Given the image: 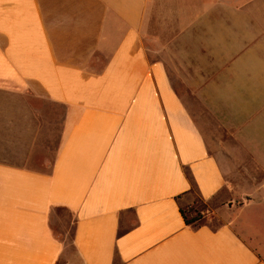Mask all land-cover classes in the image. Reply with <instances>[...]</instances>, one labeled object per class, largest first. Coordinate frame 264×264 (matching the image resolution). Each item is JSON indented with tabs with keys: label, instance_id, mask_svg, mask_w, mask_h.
I'll return each mask as SVG.
<instances>
[{
	"label": "crops",
	"instance_id": "crops-1",
	"mask_svg": "<svg viewBox=\"0 0 264 264\" xmlns=\"http://www.w3.org/2000/svg\"><path fill=\"white\" fill-rule=\"evenodd\" d=\"M253 208L264 0H0V264H264Z\"/></svg>",
	"mask_w": 264,
	"mask_h": 264
},
{
	"label": "rangeland",
	"instance_id": "rangeland-1",
	"mask_svg": "<svg viewBox=\"0 0 264 264\" xmlns=\"http://www.w3.org/2000/svg\"><path fill=\"white\" fill-rule=\"evenodd\" d=\"M257 4V3H256ZM256 4L252 7H249V17L246 21H244L245 24H247L248 26V30H249V36L250 38H255V42L258 43V42H263V39H262V34H260V31L259 29L257 28L258 27V17H257V9H256ZM160 28H161V23H159L155 29L156 31H160ZM150 36V33L146 32L143 36V42L144 44L148 45V48L150 47H154V48H160V44H161V38L159 37V40L156 39L154 42L152 41L151 37ZM158 35H154L153 37H157ZM167 42V40H166ZM149 48V49H150ZM237 50L235 48H233L232 50H228L226 52H216V56L214 58V61L215 62H219L221 59L223 58H226L230 55H232L234 52H236ZM243 53V54H242ZM150 54V57L153 56V53L151 50H148V55ZM166 54L169 55L170 58L172 59H175L176 58V51H166ZM247 55H248V52L246 51H242L240 53V57L239 58H233L234 60H239V59H242V58H247ZM226 69V68H225ZM232 69H235L236 71H238L239 68L237 67H233ZM170 71V76L172 77V82L174 84V87L176 88V90H178L179 92H182V91H186L188 90L187 89V83L186 81H184V79L182 80V76H180V74L176 71V68L171 66L169 68ZM185 74H188V72L186 71ZM238 74H240V72H238ZM230 75L228 73H226L225 71L223 72H220V78H222L223 81L227 80L226 78L229 77ZM187 84V85H186ZM261 177V176H259ZM191 202L197 197L195 193H191ZM198 198V197H197ZM200 200V199H199ZM225 202H227V205L229 207L231 206H237L239 205V203L241 202V199L240 198H237V199H234V198H231L230 196L228 197L227 200H225ZM190 204V203H189ZM192 204V203H191ZM184 209L187 210L186 206L184 207ZM200 213L202 214L203 216V219L204 222H209V224L215 226L219 223V220L216 219L215 216H212L210 215V213H207V210H206V206L204 204V208L200 211ZM190 214H188L189 216ZM248 216H250L249 218H251V221L253 222H258L259 223H264V212H259L258 209H251L249 212H248ZM51 227H53V223H51ZM64 243L66 244L67 246V243L69 241V236L68 234L65 235V237L63 236L61 238Z\"/></svg>",
	"mask_w": 264,
	"mask_h": 264
},
{
	"label": "trees",
	"instance_id": "trees-1",
	"mask_svg": "<svg viewBox=\"0 0 264 264\" xmlns=\"http://www.w3.org/2000/svg\"><path fill=\"white\" fill-rule=\"evenodd\" d=\"M192 203V204H191ZM186 209L184 207H179L180 214L183 218L185 224L190 226H198L201 223H205L202 214L200 211L204 208V203L199 200V198H195L190 204L186 205ZM188 214H190L188 216Z\"/></svg>",
	"mask_w": 264,
	"mask_h": 264
}]
</instances>
